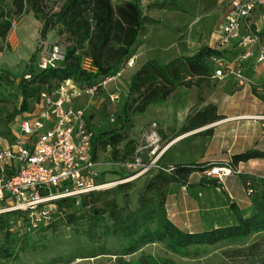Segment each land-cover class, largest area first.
Listing matches in <instances>:
<instances>
[{"label":"rangeland","instance_id":"374dc122","mask_svg":"<svg viewBox=\"0 0 264 264\" xmlns=\"http://www.w3.org/2000/svg\"><path fill=\"white\" fill-rule=\"evenodd\" d=\"M109 1L112 12L108 16L102 14L92 40L86 45V57L90 59L93 67L100 66L103 70H110V74L103 78L102 83L107 82L98 92L76 102L77 106L87 111L95 130L113 126L112 120L120 114L127 101L132 75L147 61L159 58L163 62H169L181 55L194 53L204 43L211 42L214 47L219 46V41L212 40V37H217V32L228 11L225 6L226 1L220 6L211 8L212 0H185L190 10L188 14L157 9L147 11L148 4L161 0H141L140 7L145 13L158 20L159 24L146 26L144 34L136 45L135 54L121 65V71L118 72L120 76L117 77L118 73L114 67L127 50V43L133 32L132 16L124 3H132V0ZM202 20L209 21L210 27L204 30V34L197 37L196 34L193 37L192 25L201 23ZM249 21L253 25L257 23L261 29L260 34L264 35V23L260 22L258 15L255 14ZM24 29H27L28 33H24ZM37 29L41 31L42 23L31 15L26 17L23 15L15 19V27L10 31L3 46L5 62L0 74V133L5 132L4 120L7 114L21 107L22 98L18 83L28 74L27 68L31 56L39 52L38 45L41 38L40 35L39 38H35ZM54 34L57 36L56 40L48 43L49 47L61 44L66 48V36H58L57 30ZM236 57L234 52L227 56L230 63L235 62ZM232 78L236 79L229 77L224 80H212L210 86L202 92L205 99L202 104L198 103L196 94L176 91L167 103L154 107L148 114L137 115L134 118L136 124L129 133V139L137 141L138 146L144 145L147 135L153 132L152 130L156 131L160 138L155 145L158 152L170 145L159 161L165 168L177 165V149H184L185 145L190 147L195 161L223 165L232 162L235 153L246 151L251 147L264 149L262 122L254 119L264 114V112L260 113L258 98L264 95V77L263 82L252 83L249 80L244 86H239V81L237 79L234 81ZM236 93V97L233 98ZM115 94L119 96L118 102L110 98ZM185 99L188 100L185 102L187 105L189 102L191 105L196 104L197 101V110L209 103L218 104L225 108L224 118L247 117L250 120L228 121L224 124L217 122L214 126L208 127L213 131L212 136L202 135L206 127L194 133L195 135L186 137L177 145L182 139L179 138L181 124L177 121V106L179 107ZM244 104L251 105L253 112L248 114L241 112L240 109ZM166 117H169V122L165 121ZM154 124L156 128L153 127ZM11 125L16 127V122ZM98 161L102 165L100 183L118 181L131 176L120 166V163L112 160L111 149L107 152H98ZM244 169L251 173L246 176L254 179V188L261 190L264 180V161H252L244 166ZM151 178L152 176L141 177L129 181L134 184L130 193L131 208L137 207L138 192ZM203 180V175H194L186 187L172 186L170 189L166 205L168 215L181 229L201 232L234 224L235 218L229 209V199L238 203L246 217L254 214L250 196L241 194L246 187L239 182L237 174L225 181L228 189L223 183L218 187L203 186ZM117 201L120 207L126 204L123 195H118ZM88 210L89 208L82 204L74 206L68 214L87 218L72 224L56 219L57 223L52 228L32 234L27 239L28 246L24 245L25 237L21 233L11 231L12 239L14 237L18 239L16 242L10 241V245L17 251V258L7 264H123L125 262L135 264L143 256H150L155 261L167 259L175 264H264V232L252 235L243 241H225L209 247H192L181 253H175L163 243L155 241L128 254L123 247L126 243L124 240L103 236L102 233L105 231L103 228L92 226L88 218ZM107 222L111 225V221ZM4 244V232L0 231V246Z\"/></svg>","mask_w":264,"mask_h":264},{"label":"trees","instance_id":"16d2710c","mask_svg":"<svg viewBox=\"0 0 264 264\" xmlns=\"http://www.w3.org/2000/svg\"><path fill=\"white\" fill-rule=\"evenodd\" d=\"M0 0V52L13 28L15 19L33 13L34 17L42 23L40 31L41 41L47 40V35L57 30L58 36H66L65 59L56 67L40 69L38 66L39 52H35L27 68L30 79L25 76L18 83V90L22 98L21 107L5 117V132L0 136L10 144L15 141L11 124L15 119L34 110L41 93L51 95L62 83L72 80L80 89L93 88L108 77L110 70H103L100 66L96 71L87 72L82 68V59L86 57V45L92 40L96 25L102 18V14L108 16L112 12L109 0ZM141 0H132V3H124L131 13V25L133 32L127 43V50L115 65L116 72H120L121 65L136 52L139 38L144 34L147 25H158L154 19L140 7ZM220 0H212L211 8H214ZM147 11L163 10L188 14L190 12L185 0H162L147 5ZM231 53L220 47L201 46L191 56H180L169 62H163L159 58H153L142 65L131 77L127 101L116 119H113L112 127H104L94 130L92 140L93 156L98 160V152H107L111 149V157L115 163H123L130 159L138 148L135 140L129 139V133L135 128L134 118L145 114L149 108L167 103L179 88H197L198 103L204 102L202 92L212 83L216 69L215 60L224 59ZM27 75V74H26ZM97 89L96 92L100 90ZM264 104V95L258 97ZM222 116L217 115L214 105H207L199 110L196 106L182 127V133L207 126ZM211 130L205 131V136L211 135ZM252 159H264V152L251 150L233 156L230 164L234 171L240 163H247ZM221 163H193L176 165L174 170L168 172L154 170L144 177L152 176L138 192L137 207L131 208L130 193L134 188L131 182L120 184L111 190L94 192L83 196L80 204L89 208V220L93 227L103 228V236H112L124 240V249L128 254L136 252L142 246L159 241L175 253H181L192 247H209L225 241H243L252 235L264 232V180L261 190L254 188V179L244 174H238L249 194L254 214L246 217L240 206L233 200H229V209L236 218L233 225L221 226L201 232H188L177 226L169 217L167 211V199L171 186L178 184L186 186L194 173H202L205 169ZM211 187H218L221 183L215 179H204ZM123 195L125 206L120 207L117 196ZM76 201L65 199L58 202L61 215H57V221H68L69 224L77 223L87 217H76L68 214ZM111 221V225L107 221ZM57 221L39 231H45L54 226ZM0 231L4 232L5 244L0 246V264H7L17 258V251L10 245L13 233L9 229V215L0 216ZM38 232V231H37ZM17 236V234H14ZM31 235L23 237L24 245L28 246L27 239ZM123 264H130L125 262ZM135 264H175L171 260L155 261L150 256H143Z\"/></svg>","mask_w":264,"mask_h":264},{"label":"built area","instance_id":"2783aa9c","mask_svg":"<svg viewBox=\"0 0 264 264\" xmlns=\"http://www.w3.org/2000/svg\"><path fill=\"white\" fill-rule=\"evenodd\" d=\"M63 0H60L61 4ZM256 13L264 16V0H230L228 13L217 32L223 48L238 41L244 50L239 58L246 60L257 53V63L264 69V36L250 29L249 20ZM13 27H15V22ZM247 30L246 35L242 32ZM38 66L40 69L56 67L65 59V47L39 41ZM257 48L254 51L253 48ZM133 61H131L132 63ZM214 78L223 80L228 62L215 60ZM130 65V63H129ZM4 68V51L0 52V74ZM82 68L94 72L88 57H83ZM120 73L117 74V77ZM25 75V79H30ZM110 80V79H108ZM80 89L72 80L62 83L51 95L41 93L34 110L18 125L19 135L12 144L0 149V216L9 215L10 231L22 236L32 235L47 227L61 215L58 202L73 199L79 205L83 196L106 191L146 176L154 170H163L159 161L168 146L158 152L159 142L154 130L139 145L135 154L120 166L131 174L129 178L100 183L97 161L93 156L94 130L89 125L87 111L76 105L77 100L91 95L102 87ZM118 102V95L110 96ZM262 122L264 114L256 116ZM113 121V120H112ZM156 128V124L153 125ZM168 172L173 167L166 169ZM206 179L220 183L237 174L230 164L215 165L201 173ZM252 192L248 190V194Z\"/></svg>","mask_w":264,"mask_h":264},{"label":"crops","instance_id":"0c3cea01","mask_svg":"<svg viewBox=\"0 0 264 264\" xmlns=\"http://www.w3.org/2000/svg\"><path fill=\"white\" fill-rule=\"evenodd\" d=\"M162 1V0H161ZM227 2V3H225V6L227 7V9H229V2H230V0H220L218 3H217V5L218 6H220V4L222 3V2ZM227 13H228V11L226 12V15H227ZM33 16L34 17V15H33V13H28V14H25V17L26 16ZM226 15L224 16V20H225V17H226ZM256 15H258L259 17H260V22H262V23H264V16L262 15V13H256ZM213 18V17H212ZM36 19V18H35ZM37 20V19H36ZM37 22V21H36ZM208 22L209 21H204L203 22V20L201 21V23H194L193 25H192V27H191V32H192V35H193V37L196 35V37L199 35H201V34H204V30H206V29H208L209 27H210V24L208 25ZM250 22V21H249ZM202 24H204V25H202ZM250 29H252V31L253 32H261V29H260V27H259V25L257 24V23H254V25L253 24H251V22H250ZM43 26V25H42ZM24 31V33H28L27 32V29H24L23 30ZM40 30H38L37 29V31H36V36L37 37H35L36 39L37 38H39V35H40V32H39ZM246 33H247V30H244L243 32H242V34L243 35H246ZM264 36V35H263ZM56 37L57 36H55V34H54V31H52V32H50L48 35H47V42L48 43H50L51 41L53 42L54 40H56ZM212 40H217V42H218V40H219V36L217 35V37L215 38V36H213L212 37ZM233 43H237L238 45H235L234 46V44ZM200 45V44H199ZM203 45H208V46H210V47H214L213 45H212V43L210 42V43H204ZM202 44L200 45V47L201 46H203ZM199 47V48H200ZM217 47H220L221 49H226V50H228V51H230V52H234V54H236L237 55V57H236V60H235V62H232V63H230L229 62V60H228V58L226 57V58H224L223 60H225L226 62H228V70H227V75H226V77L224 78V79H227V78H229V77H236V79L239 81V86H244V84H245V82H248L249 80L253 83V82H263V77H264V69H263V67L260 65V64H258L257 63V53L255 52V54L253 55V56H251L250 58H248V59H246V60H241L240 58H239V55H240V53L244 50V47L243 46H240V44H239V42L238 41H233L230 45H228L227 47H225V48H223V47H221L220 45L219 46H217ZM198 48V49H199ZM254 49V51L255 50H257V48H253ZM198 50H196L194 53H188V54H186V55H184V56H191V55H193V54H195L196 52H197ZM181 56H183V55H181ZM180 57V56H179ZM4 62H5V59H4ZM4 69V68H3ZM223 79V80H224ZM233 79V78H232ZM236 79H233L234 81L236 80ZM213 80H216V78H214V76H213ZM218 80V79H217ZM129 88H130V81H129ZM179 90H181L180 92H183V94L185 93V92H190L191 94H196V99L198 98V93H199V90L197 89V88H192V89H186V88H179V89H177V92L179 91ZM236 95H237V93L236 94H234L232 97L234 98V97H236ZM186 101H188V100H184V101H182L181 102V105L178 107L177 106V121H179V123L181 124V127H180V129H179V133H180V137L179 138H181L182 137V139L181 140H179L178 142H177V145L181 142V141H183V140H185V138L186 137H188V136H192V135H195L197 132H200L202 129H205L206 127V130L205 131H208V130H211L210 128L208 129V127L210 126V125H215V123H225V122H231V121H236V120H243V121H245V120H248V119H237L238 117H233V118H231V119H229V118H224V116H226V111H225V108L223 107V106H221V105H218V104H211V103H209V104H207V105H214V106H216V108H217V115H220V116H222V118L220 119V120H217V121H215V122H213V123H211V124H209V125H207V126H204V127H201V128H198V129H196V130H192V131H189V132H186V133H182V132H180L181 131V129H182V127L185 125V123H186V120H187V118L189 117V115L191 114V112H192V110H193V108L196 106V104H197V101H196V104H190V102H189V104L187 105L185 102ZM190 101V100H189ZM259 102H260V113H263L264 112V104L262 103V101L261 100H259ZM207 105H205V106H207ZM161 106V105H160ZM154 107H157V106H154ZM154 107H151V108H149L148 109V111L146 112L147 114H148V112H149V110H152ZM203 108V107H202ZM241 112L243 111V113H246V114H248V113H251V112H253V110H252V106L250 105H248V104H244V105H242V107H241ZM26 116H27V114H24V115H20V116H18L16 119H15V122H16V127H13L12 125H11V129H12V133H13V135L15 136V139L17 138V136L19 135V130H18V125H19V123H20V121L21 120H23L24 118H26ZM169 117H166L165 118V121L166 122H169V119H168ZM250 120V119H249ZM136 124V123H135ZM205 131H203L202 132V135L203 136H205L203 133L205 132ZM212 131V130H211ZM213 132V131H212ZM212 132H211V135H209V136H206V137H210V136H212ZM195 133V134H194ZM264 134V133H263ZM178 138V139H179ZM10 143L5 139V138H3V137H1L0 136V149H4V148H6L8 145H9ZM187 146V147H186ZM251 150H256V151H260V152H264V149H260V147H251V148H249V149H247L246 151H241V152H238V153H235L233 156H235V155H238V154H242V153H245V152H247V151H251ZM185 151V152H184ZM191 150H190V147L188 146V145H185V148L184 149H177V165H181V164H193V163H199V162H197V161H195L193 158H194V155L190 152ZM255 160H263L264 161V159H252V160H250L249 162H247V163H240L239 165H238V167H236L237 168V170H238V174H244V175H246V174H251L250 172H247L245 169H244V166H246V165H248L250 162H252V161H255ZM97 163H98V165H97V170L99 171V173H101V167H102V165L101 164H99V161L97 160ZM232 162H230V163H228V164H231ZM201 164H203V163H201ZM237 174V175H238ZM194 175H200V176H202L201 175V173H194L191 177H190V179H189V182H190V180H192L193 179V177H194ZM233 177H235V175L234 176H232V177H229V178H227V179H225L224 181H223V184L225 185V188H227V186H226V184H225V181H228L229 179H231V178H233ZM204 179H206V178H204ZM238 180H239V182L243 185V183H242V181H241V179H240V177H239V175H238ZM234 183L236 182V181H233ZM189 184V183H188ZM202 185L203 186H205V185H207V186H209L207 183H202ZM172 186H182V185H178V184H173ZM171 186V187H172ZM187 186V185H186ZM186 186H183V187H186ZM245 187V186H244ZM228 189V188H227ZM232 189L235 191V189H234V186H232ZM237 194H240L239 192H237ZM241 194H247L248 196H249V194H248V190L245 188L242 192H241ZM230 200V199H229ZM238 204V203H237ZM232 213V212H231ZM234 216V215H233ZM250 217V216H249ZM234 218H235V216H234ZM235 222H236V218H235ZM235 224V223H234ZM233 225V224H232Z\"/></svg>","mask_w":264,"mask_h":264},{"label":"bare ground","instance_id":"6f19581e","mask_svg":"<svg viewBox=\"0 0 264 264\" xmlns=\"http://www.w3.org/2000/svg\"><path fill=\"white\" fill-rule=\"evenodd\" d=\"M253 118H254V117H253ZM237 119H249V118H247V117H243V118H242V117H241V118H237ZM169 147H170V145H169ZM169 147H168V148H169Z\"/></svg>","mask_w":264,"mask_h":264}]
</instances>
